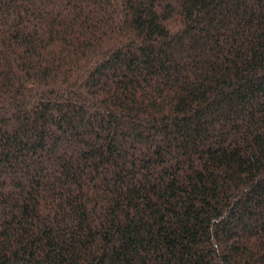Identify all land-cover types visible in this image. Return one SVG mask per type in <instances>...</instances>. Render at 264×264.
I'll return each mask as SVG.
<instances>
[{
  "label": "trees",
  "instance_id": "1",
  "mask_svg": "<svg viewBox=\"0 0 264 264\" xmlns=\"http://www.w3.org/2000/svg\"><path fill=\"white\" fill-rule=\"evenodd\" d=\"M0 264H264V0H0Z\"/></svg>",
  "mask_w": 264,
  "mask_h": 264
}]
</instances>
